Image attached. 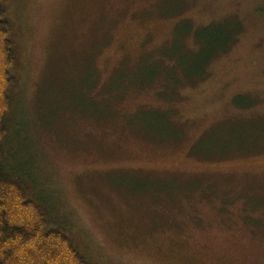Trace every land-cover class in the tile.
<instances>
[{"label": "rangeland", "instance_id": "1", "mask_svg": "<svg viewBox=\"0 0 264 264\" xmlns=\"http://www.w3.org/2000/svg\"><path fill=\"white\" fill-rule=\"evenodd\" d=\"M17 11L28 166L58 225L103 264H264V132L243 152L218 143L264 127V0H18ZM232 19L241 34L204 74L173 68L168 51L196 54L199 29ZM95 70L82 112L69 97ZM111 78L122 86L102 93ZM151 112L168 116L164 137L144 132ZM207 139L222 154H197Z\"/></svg>", "mask_w": 264, "mask_h": 264}, {"label": "trees", "instance_id": "2", "mask_svg": "<svg viewBox=\"0 0 264 264\" xmlns=\"http://www.w3.org/2000/svg\"><path fill=\"white\" fill-rule=\"evenodd\" d=\"M17 9L18 0H0V264H103L91 256L78 238L58 225L47 192L33 178L34 170L28 166L32 158L29 157L31 152H26L25 142L28 139L23 129L24 111L20 105L24 33L18 25ZM239 34L240 25L233 19L227 23L210 25L199 29L198 53L185 55L179 53L178 48H173L165 56L175 58L173 68L180 69L190 79L197 74H204L205 67L214 58L228 53ZM159 73L156 67L149 72L148 78H155ZM167 74H170L169 71ZM123 78L118 76L116 79L123 83ZM87 81L83 87H79L78 93L69 97V101H80L77 106L82 112L92 108V102L91 107H88L90 92L93 93L95 86H101L96 70L87 77ZM122 83L119 85L112 79L101 91L110 94ZM69 101L65 100V103ZM239 101L236 100L238 105ZM167 121L168 116L151 112L147 120L142 121L146 128L144 132L150 130L164 137ZM245 127L248 131L240 142L218 140L219 145L233 146L243 152L249 144H258L257 139L264 132V127L261 124ZM203 141L199 143L200 146L197 145L200 148L197 154L209 157L222 154L217 152L219 147L213 148L211 139ZM38 176L37 173L35 177Z\"/></svg>", "mask_w": 264, "mask_h": 264}]
</instances>
